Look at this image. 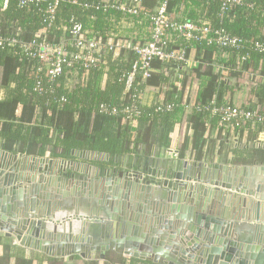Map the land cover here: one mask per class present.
<instances>
[{
	"label": "water",
	"instance_id": "1",
	"mask_svg": "<svg viewBox=\"0 0 264 264\" xmlns=\"http://www.w3.org/2000/svg\"><path fill=\"white\" fill-rule=\"evenodd\" d=\"M46 162L0 152V234L24 248L51 258L264 264V163L163 161L157 172L152 158L138 171Z\"/></svg>",
	"mask_w": 264,
	"mask_h": 264
},
{
	"label": "trees",
	"instance_id": "2",
	"mask_svg": "<svg viewBox=\"0 0 264 264\" xmlns=\"http://www.w3.org/2000/svg\"><path fill=\"white\" fill-rule=\"evenodd\" d=\"M49 1L46 0L37 6L20 10L17 7V0H7L4 9L2 7L3 0H0V36L12 37L16 32H19V38L25 41L31 40L34 33L43 27L44 15L42 11ZM71 1L73 0H59L57 18L75 17L78 22L86 25L89 22L88 19L94 17L95 19L92 21L94 27L100 30L105 28L107 22L104 20L103 13L92 10L82 11L79 6L80 3H90L95 0H76L77 4L75 5L71 4ZM142 2L148 9L155 4L150 0H142ZM187 2L200 7L197 13L192 10H189L188 14L182 12L187 20L195 22L199 19H207L210 20L213 27L221 28L230 35L245 40L255 38L264 41V0H245L246 5L252 6L251 9L234 8L222 19L217 17L219 4L216 0L202 6L196 0H173L169 4V9L172 10L180 3ZM56 37L57 35H55V40ZM183 46L186 56L191 48L196 50L197 66L189 73H185L184 82L179 88L169 84L168 70L171 67L182 66L183 63L180 62L167 65L155 61L152 63L154 72L143 81L138 80L140 77L137 76L138 84L134 85L138 92H143L145 89L157 91L163 103L171 105V110L159 112L156 110V104L148 108H141V117L133 125L126 123L120 115L110 117L98 110L101 103L117 107L130 103V96H126L124 101L119 100L124 89L120 78L130 68L134 59L133 55L130 65L120 66L118 64L114 68L111 67L107 75V79L110 80L103 90L97 88L96 82L99 73L94 72L85 87L77 88L71 94H64V102L58 109L57 102L63 94L61 89H57L55 94L48 98L22 93V87L29 86L27 92L32 93L33 91V89L31 91L32 85L25 81V76L22 73L25 61L18 55L0 50L1 83L6 86L10 81L16 82V90L5 101L0 102V137L4 140L3 150L13 152L12 147L18 142L17 152L21 155L44 157L46 152L51 159L65 161L74 160L73 151L108 155L109 161L106 163L92 162L104 170L107 165L113 163L116 156L150 155V151L156 143L153 127L180 124L184 110L189 106L190 114L186 123L193 130L192 157L197 161L201 160L204 142L209 137L210 130L219 127L220 121L218 115H210L209 110H204V107L209 106L211 102L215 106L223 104L226 94H230L232 91V86L224 80L220 67L236 66L238 57L247 56V60L243 64L244 73L232 71L227 76L236 81L237 88L244 82H251L252 85L248 90L251 98L248 103L264 112V53H258L249 46H244L237 53L227 51V58H222L221 52L204 42H190ZM251 74H257L260 78L255 80V76L252 78ZM192 80H196L197 86L194 95L189 97ZM45 102H47V106ZM18 105L22 106V112L19 117H16L15 110ZM36 106L49 110L51 115L48 117L44 115L40 126L30 131L24 124L32 120L33 109ZM49 128L56 130L53 145H50ZM239 130L247 131L246 142L243 147L238 145L230 151L233 155V164L246 166L252 165L254 162L264 163V148L253 145L258 140L260 129L251 130L249 123H246ZM185 143L186 139L183 142V149ZM139 146L142 147L140 151L138 150ZM0 247L3 250L0 255V264H10L12 259L14 264H31L32 262L35 264L44 262L46 264H62L60 259L44 257L40 254H33L32 260L29 261L25 258V250L11 246L9 239L0 241ZM126 263L153 264L133 258L126 259L112 252L106 254L105 261L88 262V264Z\"/></svg>",
	"mask_w": 264,
	"mask_h": 264
},
{
	"label": "built area",
	"instance_id": "3",
	"mask_svg": "<svg viewBox=\"0 0 264 264\" xmlns=\"http://www.w3.org/2000/svg\"><path fill=\"white\" fill-rule=\"evenodd\" d=\"M44 1L46 0H17V7L20 10L29 9ZM172 1L156 0L152 9H147L142 0H111L110 2L95 0L79 4L82 11L92 10L103 13L104 20L110 25L122 24L123 27L124 25L130 27L133 23L146 24L145 38L123 39L118 37L113 27L105 26L100 30L94 25L81 24L75 17L57 18L59 0H50L42 11L43 27L34 33L33 38L25 41L19 38V32L12 37L0 36V50L18 55L25 61V69L34 81L35 95L48 98L54 95L57 89H61L63 94L57 102L60 109L65 99L64 94L85 87L94 72L107 75L110 71V63L120 55V49H126L134 59L130 68L121 75L120 80L123 82L125 95L130 96L131 101L118 107L101 103L98 110L110 117L120 115L126 123L133 125L142 113L141 92L136 91L134 87L135 83L138 84L137 76L140 77L138 79L140 81L147 79L154 72L152 63L155 61L167 65L177 62L187 63L188 55L186 56L184 44L204 42L221 52V57H227V51L237 53L244 46H249L258 53H264V41L255 38L245 40L230 35L221 28L213 27L207 19L189 21L179 11L169 9ZM196 1L202 6L214 0ZM216 1L219 4L217 17L220 19L234 8H252L250 4H245V0ZM71 4L75 5L77 1L73 0ZM94 19V17L89 18L93 21ZM55 35H57L56 40ZM122 41H125V44H122ZM246 60L247 56L238 57L236 66L220 67L224 80L234 81L227 74L232 71L242 73ZM250 76L252 78L255 76V80L260 78L257 74ZM224 99L223 104L215 106L211 102L209 106L204 107V110H209L210 115H218L219 127L223 129L237 131L246 123H249L253 130L259 128L260 139L256 144H263L264 112L255 106L238 107L228 99ZM153 104H156V110L159 112L171 110V105L163 103L160 99ZM188 108L189 106L185 110Z\"/></svg>",
	"mask_w": 264,
	"mask_h": 264
},
{
	"label": "crops",
	"instance_id": "4",
	"mask_svg": "<svg viewBox=\"0 0 264 264\" xmlns=\"http://www.w3.org/2000/svg\"><path fill=\"white\" fill-rule=\"evenodd\" d=\"M103 2H110L111 0H100ZM153 3H155L156 0H150ZM7 5V0H3L2 2V7ZM154 4L149 8L152 9ZM200 6V5H199ZM147 8V7H146ZM198 6H195V4H191L189 2L187 3H180L178 6H176L174 9L176 11H179L181 15L183 13L188 14L189 10L193 11L194 13L199 12ZM4 9V8H3ZM148 9V8H147ZM183 12V13H182ZM89 20V19H88ZM93 20H89L87 26L93 25L92 24ZM210 21V20H209ZM146 24L144 25H138L136 23H133L130 27L119 24V25H110L109 23L106 24L109 27H113V30L115 33H118V37L123 38V39H131L134 37H139V38H145L147 29L145 27ZM123 27L122 30H120ZM96 28V27H95ZM104 29V28H103ZM57 38V37H56ZM122 44H125V41H122ZM131 57L132 54L126 51V49L122 48L120 49V55L114 60L115 62H112L110 64V70L111 67L118 66H124V65H130L131 63ZM222 58H227V57H222ZM197 66L196 62V50L191 49L188 53V59L187 63L183 64L182 66L179 67H171L169 68V84L173 85L175 87H180L182 83L184 82V76L185 73H189L191 69L195 68ZM18 71V69H17ZM157 72V70H155ZM22 73L25 76V81L32 85L31 86V91L34 87V81L31 77H29L25 66L22 69ZM1 75H2V68L0 67V102L5 101L10 94L16 90V82L10 81L6 86H3L1 83ZM92 75V74H91ZM90 75V77H91ZM108 75V74H107ZM107 75L100 74L96 82V86L99 90H103L106 86V83L110 80H108ZM89 77V78H90ZM113 81V80H112ZM63 83V82H61ZM230 85L232 86V91L230 94H226V99L229 100L233 105L238 106V107H244V106H251L248 101L250 100L251 97H249L248 90L250 89L252 83L247 81L241 84L239 88L236 87V81H230ZM197 82L196 80H192V87L190 88V96L194 95V91L196 90ZM28 87H22L21 92L27 95H34L33 91L32 93L27 92ZM81 88V87H80ZM76 90V89H75ZM75 90H72L71 93H73ZM70 93V94H71ZM36 96V95H35ZM37 97V96H36ZM126 99V95L124 93V89L121 93V96L119 97L120 101H124ZM161 100V96H158L157 91L153 89H145L143 92H141V99H140V106L141 108H148L153 105V103L157 100ZM192 103V102H191ZM250 104V105H249ZM45 105L47 106V102H45ZM22 112V106L18 105L16 110H15V116L19 117ZM190 114V109H187L184 111V115L182 117V120L180 124H175L173 126H154L152 131L153 135L156 139L155 145H153L150 155L148 156H141V154H126L121 156V161L118 164V160L116 159L117 156L114 158V161L112 164L107 165V169H117L121 170L122 167H126L128 171H137V168L142 169L144 166V163L146 159H153L155 163L151 166L155 167L156 171H162L161 168L159 167L160 162L163 161H183L186 162L190 166H194L195 164L198 163H205L207 165H214V164H219V165H229L230 161H233V155L231 154V150L235 148L236 146L243 147L246 142V136H247V131H240V130H230V129H223L221 127L214 128L210 130L209 137L205 140L203 148H202V159L197 161L192 157V135H193V130L191 129L190 125L186 123V119L188 115ZM50 116L51 112L49 110L44 109L43 107L36 106L33 109V116L32 120L28 123H25L24 125L27 127V129H30V131H33L36 127L40 126V123L42 119L45 116ZM44 116V117H43ZM43 117V118H42ZM44 127V126H43ZM1 128V127H0ZM253 130V129H251ZM49 137L51 138V144L53 145L55 138H56V130H53V128H49ZM263 138V137H261ZM184 139H186V143L184 146V149L182 148ZM257 139H260V136H258ZM162 140L160 143L159 141ZM3 143L4 140L0 137V152H5L10 155L16 156L18 159H24L28 162V164H31V159H37V160H43L44 164L47 163L46 161H55V160H60V159H51L49 158L48 154L45 152L44 157H36V156H28V155H21L17 151L19 149V143H15L12 147L13 152H6L3 150ZM138 150H142V147L139 146ZM80 151H73V157L74 160H70L76 163H87L92 167H97L95 166L92 162H101V163H106L107 158L105 155H99L96 153H88L86 155V160L82 159L80 155L78 154ZM65 161V160H63ZM43 164V165H44ZM41 164L36 163L35 168L40 166ZM58 167L60 166L59 164L57 165ZM57 167V168H58ZM150 167V166H149ZM98 168V167H97ZM151 168V167H150ZM153 169V168H151ZM228 206V205H226ZM238 212L237 210L234 211V213ZM4 239H9L5 238L2 234H0V241ZM10 245L11 246H16L23 248L25 250V258L27 260H32L33 254H40L43 255L44 257H48L42 253L36 252L32 249H27L22 247L19 242L15 240V238H10ZM3 250L2 247H0V255H2ZM118 255V254H117ZM122 256V255H120ZM74 257H77L76 259H73ZM123 257V256H122ZM51 258V257H50ZM126 258V257H123ZM55 259H60L62 260V264H88L90 261H99L102 262L98 259L97 254H93L91 256V259L84 260L81 259L78 255H74L71 257H65V258H55ZM126 259H131V258H126ZM105 261V260H104ZM141 261V260H140ZM10 264H14V260L12 259L10 261ZM31 264H35V262H32ZM43 264H46L45 262ZM127 264V263H126Z\"/></svg>",
	"mask_w": 264,
	"mask_h": 264
},
{
	"label": "rangeland",
	"instance_id": "5",
	"mask_svg": "<svg viewBox=\"0 0 264 264\" xmlns=\"http://www.w3.org/2000/svg\"><path fill=\"white\" fill-rule=\"evenodd\" d=\"M256 143H257V142H256ZM256 143H255V144L253 143V145H255V146L258 147L259 143H258V145H257ZM263 144H264V142H263ZM262 148H263V147H262ZM57 165H58V164H57ZM206 165H207V164H206ZM252 165H253V164H252ZM252 165H246V166H252ZM207 166H210V165H207ZM222 166H229V165H222ZM232 166H233V167H241V166H237V165H234V164H233ZM242 166H243V165H242ZM138 169H140V168H138ZM132 171H133V170H132ZM137 171H138V170H137Z\"/></svg>",
	"mask_w": 264,
	"mask_h": 264
},
{
	"label": "bare ground",
	"instance_id": "6",
	"mask_svg": "<svg viewBox=\"0 0 264 264\" xmlns=\"http://www.w3.org/2000/svg\"><path fill=\"white\" fill-rule=\"evenodd\" d=\"M58 167V166H57Z\"/></svg>",
	"mask_w": 264,
	"mask_h": 264
}]
</instances>
